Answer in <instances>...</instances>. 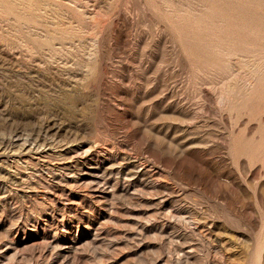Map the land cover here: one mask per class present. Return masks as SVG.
<instances>
[{
    "label": "rangeland",
    "instance_id": "374dc122",
    "mask_svg": "<svg viewBox=\"0 0 264 264\" xmlns=\"http://www.w3.org/2000/svg\"><path fill=\"white\" fill-rule=\"evenodd\" d=\"M0 264H264V0H0Z\"/></svg>",
    "mask_w": 264,
    "mask_h": 264
}]
</instances>
